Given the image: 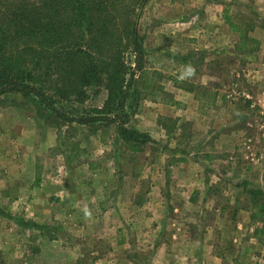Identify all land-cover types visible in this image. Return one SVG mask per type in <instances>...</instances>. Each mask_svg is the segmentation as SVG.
Instances as JSON below:
<instances>
[{
    "label": "rangeland",
    "instance_id": "obj_1",
    "mask_svg": "<svg viewBox=\"0 0 264 264\" xmlns=\"http://www.w3.org/2000/svg\"><path fill=\"white\" fill-rule=\"evenodd\" d=\"M226 11L244 27L242 41L220 23ZM138 30L145 70L136 72L123 124L151 137L143 153L124 148L121 122L66 125L26 101L0 100L13 136L28 119L40 140L54 139L43 157L56 175L62 168L57 177L70 170L63 182L75 195L41 209V225L28 214L1 215L0 264H264L262 200L248 192L264 189V0H149ZM125 61L133 69V55ZM201 83L197 94L212 95L214 108L176 91ZM173 97L180 106L170 105ZM107 98L101 85L57 107L74 116L104 110ZM15 145L8 150L20 151ZM181 159L188 163L171 167Z\"/></svg>",
    "mask_w": 264,
    "mask_h": 264
},
{
    "label": "trees",
    "instance_id": "obj_2",
    "mask_svg": "<svg viewBox=\"0 0 264 264\" xmlns=\"http://www.w3.org/2000/svg\"><path fill=\"white\" fill-rule=\"evenodd\" d=\"M148 2L0 0V100L9 96L26 101L46 118L54 116L66 125L121 122L117 138L124 148L131 155L143 153L151 137L126 128L123 122L136 72L144 74L145 70L146 53L138 27ZM224 18L241 41L246 38L244 27L235 24L227 11ZM127 54L134 57L133 69L125 61ZM101 85L108 92L104 110H82L69 116L57 107L64 100L81 103L88 91ZM248 192L252 200H262L258 215L263 229L256 232L261 233L264 191Z\"/></svg>",
    "mask_w": 264,
    "mask_h": 264
},
{
    "label": "crops",
    "instance_id": "obj_3",
    "mask_svg": "<svg viewBox=\"0 0 264 264\" xmlns=\"http://www.w3.org/2000/svg\"><path fill=\"white\" fill-rule=\"evenodd\" d=\"M221 19L222 21L220 23L227 24L224 17H221ZM220 23L218 21V23L216 24L219 25ZM227 25L229 31V24ZM206 75L207 74H205V76ZM192 84L196 85V82H193ZM204 87L206 88L205 84L201 83L200 87H197L195 90H191L192 88L190 90H184L185 88L183 87H177L176 91H178L179 96L182 97V100H185L186 96H188V98L193 103H197L198 108L205 106L208 108H214L215 104L214 101H212V95L211 97H209L207 93L204 96H200L197 94V91H205ZM180 98L177 99L173 97L170 105L180 106ZM183 102L185 101H182V103ZM162 104L163 106H168V100H165L164 102L162 101ZM5 121H7V119H0V216H19L26 220V218L28 219L26 214H28L33 222H35L37 225H41L42 219H47L46 214H43V216L41 217V209L44 208L47 210L49 208H53L52 206L55 203L65 200L69 201V198L73 199V197L75 196L73 193V187H71L68 181L63 182L64 176L68 177L67 180H69L71 172L70 170L67 173L63 171V177H57L59 176L60 172H62V168L57 170L58 175H56L54 170H51V167L49 166L51 164L43 156L49 150H51L54 139H50L52 141L49 140V142L40 140L39 134L36 133V125L30 124V122H28V119H20L21 125L14 124V126H16V129H18V133H15V135L13 136V131L9 129V125L5 123ZM50 130L51 132H53L52 129ZM50 136H53L52 133L50 134ZM13 140H15L14 143H12ZM43 142L45 146L42 145ZM32 143L34 144L32 145ZM13 144H16L15 146H17V148L19 147L20 151L8 150L9 146L10 149L13 150V148L11 147ZM39 144H41V146ZM25 147L26 150H24ZM37 147H40V149L42 147L44 148H42L41 151H37ZM27 151H30V154H28ZM15 152H17L16 155H14ZM11 153H13V158H18L16 161H12L11 158L9 159L7 157ZM184 163H188L187 160L183 159L180 163L176 162V164L171 167L176 169L182 167ZM87 167L90 168V165H88ZM190 180L191 182L196 180V186H199L197 185L198 180L195 179L194 176L191 177ZM83 187H85V185H83ZM92 187L94 186L90 184V193H94L95 191L94 189H92ZM78 188L79 187L77 186L76 189ZM206 190L207 192L209 191V185H206ZM261 190L264 191L263 188ZM195 192L197 191H194L193 194ZM190 200L191 198L189 197V203L191 202ZM51 212L52 211L50 210V213ZM46 213H48V210ZM53 217L54 215L53 213H51V219H53ZM3 230L4 228L0 230V235L3 233ZM2 250L3 245L0 244V251ZM160 250L166 252V244L160 245ZM160 264L173 263L167 258L165 260H161Z\"/></svg>",
    "mask_w": 264,
    "mask_h": 264
}]
</instances>
